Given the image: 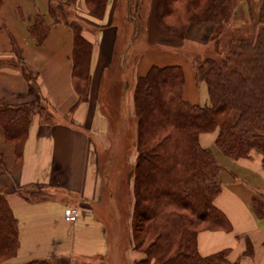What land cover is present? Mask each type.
Returning <instances> with one entry per match:
<instances>
[{
	"label": "crops",
	"instance_id": "obj_1",
	"mask_svg": "<svg viewBox=\"0 0 264 264\" xmlns=\"http://www.w3.org/2000/svg\"><path fill=\"white\" fill-rule=\"evenodd\" d=\"M120 1L109 0L102 18L89 14L86 0H76L71 8H65L71 13L70 19L83 26V35L92 44L90 90L86 100L80 99L74 87V34L64 23L53 25L49 13L50 5L66 4L68 0L0 2V61H4L0 65V107L31 101L28 82L13 49L15 41L23 53L24 63L37 74L42 94L53 113L49 121L40 116L34 118L21 158H18L15 144L6 139L0 128V194L6 196L19 227L17 255L3 264L36 261L44 264H135L144 258L132 245L131 230L108 227L98 212L106 196L103 169L110 168V162L121 153L120 140L117 141L120 130L110 134L112 116L103 112L100 103L105 76L108 74L109 83L115 70L116 48L121 35L117 31L121 21L116 17ZM37 14L44 15L52 25L42 45L29 34ZM149 25L148 40H156L158 36L168 38L157 28L156 21ZM120 51L118 65H123L120 106L124 117H129L133 104L130 86L137 77L146 75L153 66H183L179 56L170 53L172 58H154L159 55L152 54L148 47L145 57L128 71L124 68L127 53ZM190 66V71L183 67L184 98L191 104L196 100L206 106L210 101L208 86L205 82H197L194 68ZM191 82L196 84L192 95L188 91ZM218 135L219 130L204 133L200 143L212 150L225 169L223 190L215 203L232 227L228 231L200 233L199 251L208 256L229 250L228 259L232 262L264 264V219L258 218L251 206L255 194H264V156L254 151L250 158L228 159L217 150ZM127 163L133 168L136 158L130 156ZM132 173L130 169L125 182L129 197L127 212H131L133 202ZM31 191L38 194L29 196ZM115 194L109 190L110 198ZM68 207L79 208L77 222L65 220Z\"/></svg>",
	"mask_w": 264,
	"mask_h": 264
},
{
	"label": "trees",
	"instance_id": "obj_2",
	"mask_svg": "<svg viewBox=\"0 0 264 264\" xmlns=\"http://www.w3.org/2000/svg\"><path fill=\"white\" fill-rule=\"evenodd\" d=\"M76 0L50 5L53 25L64 23L74 34V87L80 99L90 90L92 44L83 26L70 19ZM109 0H86L89 14L102 18ZM259 9L262 27L253 39L228 42L226 58L195 62L197 82L208 86L210 104H191L184 98L183 67L153 66L137 78L134 91L138 125L137 159L133 167L132 231L136 247L145 257L136 264H239L228 259L229 250L203 256L198 239L204 231H228L232 225L216 206L223 190L224 167L210 149L202 147L200 136L219 130L216 147L231 160L250 158L256 150L264 156V0ZM1 2V0H0ZM234 0H158L157 22L167 33L184 37L190 24L213 22L214 39L221 44ZM62 17V19H61ZM70 19V20H69ZM51 26L37 14L29 34L42 45ZM242 49L236 54L233 42ZM13 49L29 86L31 101L0 107V128L15 144L21 158L29 130L36 116L53 117L43 96L38 76L24 63L17 43ZM238 68L232 69L234 60ZM4 61H0V65ZM242 66H240V65ZM231 71V72H230ZM230 72V74H229ZM36 196V191L29 196ZM253 212L264 219V194L252 197ZM19 227L7 198L0 194V264L17 255ZM248 252L252 253L249 245ZM29 264H44L32 262Z\"/></svg>",
	"mask_w": 264,
	"mask_h": 264
},
{
	"label": "rangeland",
	"instance_id": "obj_3",
	"mask_svg": "<svg viewBox=\"0 0 264 264\" xmlns=\"http://www.w3.org/2000/svg\"><path fill=\"white\" fill-rule=\"evenodd\" d=\"M157 4L158 0L120 1V4L116 10V17L121 21L117 26V31L121 33V35L116 48V64L114 66L115 70L112 71V79L109 81V83L108 74H106L100 92V103L102 110L104 113L110 114L112 116L110 134L113 135L116 130H120V135L117 141L120 140L118 143L121 146V153L116 156V159L114 158V161L110 162V168L103 169V175L106 179V196L103 203L99 207L98 212L108 227L114 226L122 230L128 227L131 230L130 236H132V245H135V247L137 245V241L134 239L132 231L133 202L131 206V212H127L126 204L129 203V197L127 196L125 182L128 178V172L130 169H133L127 163L128 158L133 156L137 159L138 155L137 148L135 150V147L137 145L139 133L138 125H136L134 122V91L137 79L134 80L130 86V91H132L133 96V104L131 105L132 114L129 117H124L120 106L122 99L121 94L123 91V86L121 84V78L123 76L121 69L123 68V65H118V56L121 52L120 50L127 53L125 57L126 67L124 68H126V70L128 69V71L131 68L133 69L134 65L140 58L145 57L148 47H151L152 54L159 55L155 56L154 58H160L161 56H171L172 58L170 53L175 54L176 57L179 56L178 58H180V64H182L184 69L190 71V65L193 66L195 62H202L210 58L216 60L226 58L228 51L227 49L225 50V46H228L227 44L229 41L253 39L257 36L262 27L260 24H258L259 9L262 4L260 0H234L232 16L227 22L225 33L221 36V44H216L217 39H214V36H216L217 33V25L213 22L190 24L184 34V37L181 38L167 33L160 27L156 18ZM54 6L57 5L55 4ZM129 18L131 19V23L129 22ZM152 21H156L157 28H160V30L164 31L165 36L168 37L167 39H163L158 36L156 40H148L147 36L149 28L151 27L149 22L151 23ZM233 44L236 48V50H234L235 53L240 54L242 49L239 48V44L235 43V41ZM124 48L126 50H124ZM231 68L233 70L238 68V60H234ZM126 76H128V73ZM195 85L196 84L194 82L193 84L191 82V84L188 86L190 95L194 94ZM192 98L194 99V96H192ZM193 104L202 105L200 102H196V100L193 101ZM113 141L114 139L112 138V142ZM217 150L220 151L218 148ZM256 152L259 151L256 150ZM223 156L228 158L224 154ZM130 176L133 178L134 174L132 173ZM124 179V185H122V181ZM122 188L123 190H121ZM110 189L116 193L113 198L109 197ZM116 189H118V192ZM135 249L139 250L145 257V254L140 249L137 247ZM138 261H136L135 264Z\"/></svg>",
	"mask_w": 264,
	"mask_h": 264
},
{
	"label": "built area",
	"instance_id": "obj_4",
	"mask_svg": "<svg viewBox=\"0 0 264 264\" xmlns=\"http://www.w3.org/2000/svg\"><path fill=\"white\" fill-rule=\"evenodd\" d=\"M80 216V210L77 207H68L65 210V220L67 222H77Z\"/></svg>",
	"mask_w": 264,
	"mask_h": 264
}]
</instances>
